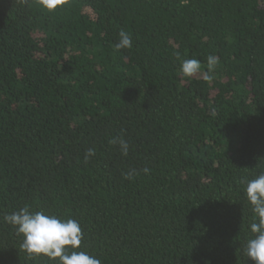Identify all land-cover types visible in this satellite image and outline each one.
Masks as SVG:
<instances>
[{
	"label": "trees",
	"instance_id": "trees-1",
	"mask_svg": "<svg viewBox=\"0 0 264 264\" xmlns=\"http://www.w3.org/2000/svg\"><path fill=\"white\" fill-rule=\"evenodd\" d=\"M262 174L264 0H0V264H58L4 222L25 206L101 264H254Z\"/></svg>",
	"mask_w": 264,
	"mask_h": 264
},
{
	"label": "clouds",
	"instance_id": "clouds-1",
	"mask_svg": "<svg viewBox=\"0 0 264 264\" xmlns=\"http://www.w3.org/2000/svg\"><path fill=\"white\" fill-rule=\"evenodd\" d=\"M64 2L65 0H39L40 6L49 11L55 10ZM132 46L131 36L121 30L119 42L115 45L116 50L130 49ZM218 62L216 56L209 55L207 73H214ZM201 68V61L196 58L184 59L180 65V70L186 77L197 74ZM206 79L211 80L212 76L208 75ZM118 142L123 154L127 155V141L121 138ZM110 143H117V140L113 139ZM94 154V150L89 149L85 159ZM129 175L126 174L125 178ZM245 195L256 220L248 226L249 231L254 235L247 240L244 251L254 264H264V174L247 181ZM3 219L23 237L21 247L29 255H43L49 259L58 260V264H101L100 259L85 251H77L84 234L80 223L74 219L62 220L55 215H46L42 211L31 212L27 206L4 216Z\"/></svg>",
	"mask_w": 264,
	"mask_h": 264
}]
</instances>
